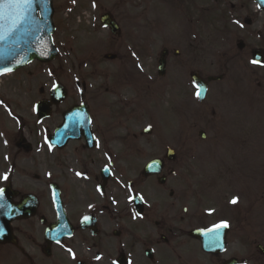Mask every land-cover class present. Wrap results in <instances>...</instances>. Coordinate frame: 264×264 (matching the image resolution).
I'll return each mask as SVG.
<instances>
[{"label": "flooded vegetation", "instance_id": "af4514ba", "mask_svg": "<svg viewBox=\"0 0 264 264\" xmlns=\"http://www.w3.org/2000/svg\"><path fill=\"white\" fill-rule=\"evenodd\" d=\"M191 3L195 5L196 0ZM185 10L193 11L191 6ZM248 21L254 24L252 19ZM191 23L182 43L180 27L150 32L168 47L163 50L167 62L171 56L178 67L185 68L181 71L187 69L188 73L190 68L191 77H201L202 32ZM259 50L264 53L263 46ZM186 51L192 53V60H181ZM29 66L0 78V83L5 79L0 86V110L17 127L15 135L0 132V203L5 205L0 209V264H264V67L261 75L259 70L245 66L250 90L263 107L257 117L241 123L239 119L247 117L227 109L229 95L233 98L229 87H221L219 92L208 87L204 101L209 96L208 104L212 106L199 100L197 104L200 112L206 106V114L211 107L207 115L210 118L199 121L205 123L199 132L201 140L189 134L182 136L183 145H172L181 150L166 148L157 158L158 171L153 168L147 175L139 171L134 182L124 188L117 145L113 144L116 136L103 140V132L88 106L84 102L67 103L71 100L68 90L65 100L52 108L50 118L40 119L37 105L49 99L50 90L40 89L38 95L34 86L22 87L19 74H25ZM222 75L225 79L226 73ZM78 95L82 98L84 92ZM27 101H31V121L16 112ZM79 105L87 108L91 132L65 145L49 143L64 115ZM51 119L50 128L42 127ZM194 125L202 124L195 120ZM227 130H234L237 139L222 142L220 133ZM186 147L212 160L215 166L209 168V173L205 172L208 167L198 165V161L194 167L187 166ZM224 149H233L248 160L250 174L252 168H257L252 161H260L258 192L243 197L241 191L230 195L223 191L221 184L225 185L226 180L230 184L234 170L241 169L232 160L216 162L225 158ZM168 150L173 151L172 160L166 157ZM204 176V186L212 190L213 196L201 207L196 195ZM233 197L239 198L237 204L230 203ZM222 221L230 225L220 237L223 248L203 234V230ZM68 249L75 253V259Z\"/></svg>", "mask_w": 264, "mask_h": 264}, {"label": "rangeland", "instance_id": "374dc122", "mask_svg": "<svg viewBox=\"0 0 264 264\" xmlns=\"http://www.w3.org/2000/svg\"><path fill=\"white\" fill-rule=\"evenodd\" d=\"M184 1L188 4L185 6L182 2V10L180 0H52L55 26L53 44L58 56L49 64L35 62L26 69L25 74H19L22 87L34 86V92L38 95L40 89L48 92L54 85H62L71 94V100L67 103L84 102L88 106L91 115L95 116L96 126L103 132V140L116 136L113 144L117 145L118 170L124 188L129 182H134L135 173L141 172L149 161L159 158L166 148L175 149L172 145H183L180 142L182 136L189 134L201 140L199 132L205 123L199 121L205 122L210 118L211 107L207 114L203 113L206 106L201 112L197 107L190 68L188 73H185L187 69L181 71L185 68L178 67L177 61L173 62L170 56L165 76L158 75V61L168 47L159 36L152 35L151 30L156 33V30L165 32L170 28L166 31L169 32L181 28L179 40L182 43L190 28L189 22L197 32L203 25V39L207 43L200 48L201 68L198 70H201L204 78L220 77L225 72L228 79L226 82L222 79L211 83L209 89L219 92L221 87H224L222 90L229 87L233 98L229 95L231 103L227 109L244 114L247 118L239 119L241 123L257 117L263 108L250 90L244 66L250 65L253 50L264 47V16L256 12L251 0H196L195 5L191 3L192 0ZM190 6L192 13L185 10ZM107 12L119 24L120 36L112 35L100 24L101 16ZM247 18H251L254 24L249 25ZM239 41L245 44L243 50L236 47ZM105 55L115 56L111 60L113 62L105 59ZM185 55L182 61L192 60L191 52L186 51ZM29 73L32 75L29 76ZM80 91H84L82 98L78 95ZM209 92L212 94V91ZM205 101L204 105H211L208 104L209 96ZM30 104L31 101H27L25 107L16 111L26 121L34 120L30 115ZM195 120L202 125L196 127ZM52 123L51 119L44 122L42 127L50 128ZM0 129L7 136L15 135L17 130L1 110ZM147 129L151 131L144 136L143 131ZM134 134L137 135L135 139ZM236 139L234 130L220 133L222 142ZM185 150L187 166L194 167L198 161V165L208 167L206 173L215 166L211 164V159L198 156L195 149L189 152L186 147ZM232 150L224 149L222 154H225V158L216 162L232 160L241 169L234 170L235 178L230 184L226 180L225 185L221 184L220 187L229 195L241 191L243 197H248L249 193L252 195L259 190L262 165H259V160L256 164L252 161L257 168H252L250 174L248 160ZM204 177L196 195L201 199V207L209 204L213 196L210 194L212 190L204 186L207 178Z\"/></svg>", "mask_w": 264, "mask_h": 264}, {"label": "water", "instance_id": "95a60500", "mask_svg": "<svg viewBox=\"0 0 264 264\" xmlns=\"http://www.w3.org/2000/svg\"><path fill=\"white\" fill-rule=\"evenodd\" d=\"M260 5L264 0H257ZM37 11H40L41 19L37 18ZM53 8L52 0H34L31 10L28 12L27 19L15 31L8 35L7 39L0 41V75L14 71L28 64L34 59L41 62H50L57 56V50L52 43V34L54 27L52 24ZM101 23L109 27L112 33L118 31V26L109 14H105L101 18ZM106 59L113 60L115 56L106 55ZM164 61H160V68H164ZM10 70V71H6ZM205 90H203V94ZM65 91L62 87L57 89L51 94V102L40 104L39 111L43 115H49L50 106L52 103L58 104L65 97ZM44 112V113H43ZM81 117L70 115L69 124L71 126L79 127L80 132L83 129L86 131L89 120L84 122L80 120ZM62 127L58 135H63V131L67 129ZM87 128V129H86ZM78 132V133H80ZM77 133V134H78ZM84 134L86 132H83ZM67 139V138H65ZM62 139V140H65ZM156 162H151L146 167L150 169L154 167Z\"/></svg>", "mask_w": 264, "mask_h": 264}, {"label": "snow or ice", "instance_id": "6c2138e0", "mask_svg": "<svg viewBox=\"0 0 264 264\" xmlns=\"http://www.w3.org/2000/svg\"><path fill=\"white\" fill-rule=\"evenodd\" d=\"M74 2V0H73ZM34 0H0V40L7 39L8 35H11L13 31H15L20 24H22L28 17V12L31 10ZM93 7H95V3H93ZM9 24L7 29V34H4L5 23ZM237 23H239L237 21ZM243 27V25H241ZM253 65H259L264 67V60L253 59L251 61ZM10 71V70H6ZM197 99L201 98V90L198 87L197 92L195 93ZM51 147V146H49ZM80 175V173H77ZM8 177L5 175L4 179ZM130 201L133 197L129 198ZM3 200V189H0V201ZM239 198L233 197L230 201L232 204H237ZM5 205L0 203V209L4 208ZM137 215H139L137 213ZM88 217H85V220H88ZM230 225L227 221H222L218 224L213 225L211 228L203 230V234L210 238L211 243L223 248V245L220 244V237L223 229L228 228ZM69 253L72 254L73 259H75V253L72 252L71 249H68ZM97 260L101 259V257L97 256Z\"/></svg>", "mask_w": 264, "mask_h": 264}]
</instances>
